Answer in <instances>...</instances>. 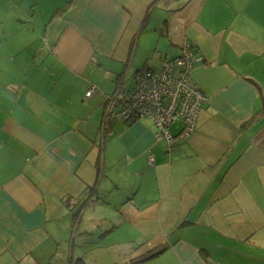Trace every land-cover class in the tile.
<instances>
[{
	"label": "crops",
	"instance_id": "0c3cea01",
	"mask_svg": "<svg viewBox=\"0 0 264 264\" xmlns=\"http://www.w3.org/2000/svg\"><path fill=\"white\" fill-rule=\"evenodd\" d=\"M187 37L196 130L104 121ZM74 221L72 255L95 264H264V0H0V264H66Z\"/></svg>",
	"mask_w": 264,
	"mask_h": 264
},
{
	"label": "built area",
	"instance_id": "2783aa9c",
	"mask_svg": "<svg viewBox=\"0 0 264 264\" xmlns=\"http://www.w3.org/2000/svg\"><path fill=\"white\" fill-rule=\"evenodd\" d=\"M201 61L184 39L181 51L165 59L161 71L154 68L137 74L131 88L120 86L108 98L104 121L123 120L144 116L158 127L157 137L170 144L187 138L197 128L200 112L207 97L190 77V72ZM90 89L86 96L93 93ZM181 123L182 129L173 136L169 127Z\"/></svg>",
	"mask_w": 264,
	"mask_h": 264
},
{
	"label": "rangeland",
	"instance_id": "374dc122",
	"mask_svg": "<svg viewBox=\"0 0 264 264\" xmlns=\"http://www.w3.org/2000/svg\"><path fill=\"white\" fill-rule=\"evenodd\" d=\"M159 37V36H158ZM166 44V46L164 45L163 47H162V45H159L158 47H159V50H163V49H168V52L169 53H174L176 50L173 48V47H171L170 46V44L167 42V43H165ZM155 47H157V42L154 44V46L152 47L153 49L155 48ZM145 49L144 48H142V51H144ZM147 50L149 51V49L147 48ZM146 50V51H147ZM141 51V52H142ZM145 51V52H146ZM148 51L146 52V54L148 53ZM150 52V51H149ZM139 53H140V48L138 49V55H139ZM172 57H170V58H168V59H171ZM153 60V59H152ZM164 60V59H163ZM165 61V60H164ZM154 62V64H155V67H156V70H158V71H161V69H162V65H163V62H162V60H159V61H157V59H156V61H153ZM128 86L131 88V86H132V84L129 82L128 83ZM104 126V124H102V127ZM173 127H172V129H171V131L173 132L174 130H178L179 129V127L180 126H182V124L181 123H176V124H174V125H172ZM111 212H112V209H110L109 207H105V206H103V207H100V209H97V208H95V209H88V211L85 213V215L83 216V223H84V225H86L91 219H94V218H97V216H100V217H102L101 219H104L105 217H109L108 215L109 214H111ZM111 228V226H107V227H105V228H102L101 229V231H100V234H103L104 232L106 233V231H108V229H110ZM116 234H111V235H108L104 240H103V245L105 246V247H108L109 248V246H110V250L111 251H116V250H119V248H120V246L122 245V244H124V242H125V240H123V239H121V238H118V237H116L115 236ZM82 244V246H84V248H86V247H88V245H89V241H84V242H82L81 243ZM94 245H91V247H93ZM81 252H84V251H81ZM85 253V252H84ZM86 258H88L89 260H91V257L89 256V255H87L86 256ZM66 259V258H65ZM61 260H63V259H60V262H61ZM150 262H152V261H145V262H142V263H140V264H152V263H150ZM157 262V261H156Z\"/></svg>",
	"mask_w": 264,
	"mask_h": 264
},
{
	"label": "trees",
	"instance_id": "16d2710c",
	"mask_svg": "<svg viewBox=\"0 0 264 264\" xmlns=\"http://www.w3.org/2000/svg\"><path fill=\"white\" fill-rule=\"evenodd\" d=\"M188 41L190 43V47L196 52L198 53V49L196 47V45L188 38ZM183 44V43H182ZM150 69L149 66H144L142 69L137 70L138 72L135 74V76L145 70ZM134 76V78H135ZM133 78V79H134ZM85 205V203L83 204ZM74 219H76V217H74ZM77 223L76 221H74V225L72 226V230H73V234L72 237L69 240V247H70V254L67 257V261L66 264H95L93 261L88 260L87 258L81 256V255H72V250L76 244L75 239H77V237L81 234H78V236L74 235V233L76 232V228H77ZM149 258V254H145V255H141L138 257H134L132 259H129L125 262L122 263H115V264H140L143 261H146ZM63 261L60 262V259L57 260L55 258V256H53L52 258L49 259V261L46 264H62Z\"/></svg>",
	"mask_w": 264,
	"mask_h": 264
},
{
	"label": "water",
	"instance_id": "95a60500",
	"mask_svg": "<svg viewBox=\"0 0 264 264\" xmlns=\"http://www.w3.org/2000/svg\"><path fill=\"white\" fill-rule=\"evenodd\" d=\"M156 254H152L151 257H154Z\"/></svg>",
	"mask_w": 264,
	"mask_h": 264
}]
</instances>
